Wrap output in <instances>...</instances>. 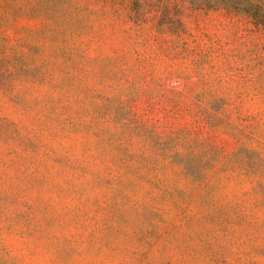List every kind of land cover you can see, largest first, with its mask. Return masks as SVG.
Wrapping results in <instances>:
<instances>
[{"label": "rangeland", "instance_id": "obj_1", "mask_svg": "<svg viewBox=\"0 0 264 264\" xmlns=\"http://www.w3.org/2000/svg\"><path fill=\"white\" fill-rule=\"evenodd\" d=\"M2 1L0 264H263L254 235L234 232L231 197L145 182L190 173L158 166L162 147L143 151L137 129L187 147L191 137L214 167L196 176L231 175L218 153L235 151L241 134L264 143V27L203 0H90L96 13L77 10L68 42L67 31L7 18ZM58 3L60 18L72 14L70 0ZM195 94L215 96L237 136L198 120Z\"/></svg>", "mask_w": 264, "mask_h": 264}, {"label": "trees", "instance_id": "obj_2", "mask_svg": "<svg viewBox=\"0 0 264 264\" xmlns=\"http://www.w3.org/2000/svg\"><path fill=\"white\" fill-rule=\"evenodd\" d=\"M2 2L8 4L7 0ZM89 2L90 0H83V2L70 0L72 14L62 19L58 14L61 9L58 0H11L9 2L10 10L6 17H27L39 20L43 24L45 33L55 35L61 31H67L68 34L62 38L71 42L75 36V32L71 30L73 22L80 21L76 15L77 10L84 8L88 14L93 13L94 15L96 13V9L90 6ZM201 3L205 6L235 8L236 11L254 18L257 24L264 27V7L258 0H203ZM95 21L97 20L95 19ZM83 22H89L91 25L94 23L88 18H84ZM155 87H158V91H165L174 97L183 96L181 92L174 91V88H165L160 84ZM149 89L150 93L156 92L154 87ZM202 91L204 92V88ZM194 101L199 108L195 114L198 120L212 129L222 130L237 136L238 126L224 117L223 108L215 109L213 107L212 103L216 101L215 96L205 98L200 94H195ZM13 126L11 138L21 140L17 123H14ZM137 130L141 137L140 148L143 151L148 148L150 142L162 147L158 154L161 159L156 163L158 166L162 168L171 167L190 173V177L187 179H170L165 182L153 179L154 181L146 180L145 182L157 183L159 190H163L161 188L168 182L165 187L169 186L173 191L188 192L192 198L231 197L234 206L238 209L239 218L237 226L234 228L237 238L241 240L254 235L258 242L255 249L260 256L264 257V143L241 134L238 137L240 142L235 151L230 155L217 154L222 155L220 165L226 167L229 160L231 161V175L227 177L196 176L195 173L210 171L214 168L210 163H201L199 160L201 153L199 141L190 137L188 140L192 141L194 145L191 144L192 147H187L185 140L178 138L180 136L160 135L159 132L151 131L145 124L139 125ZM3 136H5V132L1 130L0 140ZM177 156H187L188 158L179 162H168L171 157ZM119 182L122 185L127 183ZM130 183L133 182L130 181ZM256 264L262 263L257 260Z\"/></svg>", "mask_w": 264, "mask_h": 264}]
</instances>
